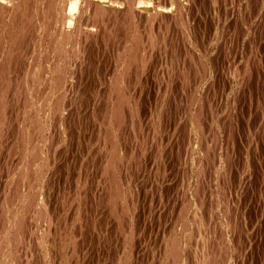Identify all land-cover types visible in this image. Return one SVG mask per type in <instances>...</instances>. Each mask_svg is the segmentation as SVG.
Segmentation results:
<instances>
[{
  "label": "rangeland",
  "instance_id": "obj_1",
  "mask_svg": "<svg viewBox=\"0 0 264 264\" xmlns=\"http://www.w3.org/2000/svg\"><path fill=\"white\" fill-rule=\"evenodd\" d=\"M171 1L141 2L155 10L172 7ZM179 1V12L174 9L173 15L158 16L153 23L134 16L132 25L123 13L109 16V23L105 16L93 42L86 39L69 59L67 84L48 103L51 107L62 97L65 118L58 125L56 115L47 120L42 147L50 162L40 176L32 171L41 187L36 197L39 203L46 201L41 209L46 207L48 217L38 222L34 208L26 207L30 186L23 179L11 211L26 216V235L15 255L0 264H264V0ZM12 12L19 15V10ZM88 12L93 13L87 7L81 12L80 19L87 20L81 25L94 21ZM8 18L0 25V61L13 54L0 80V203L2 194L8 196L15 188L20 170L15 163L22 158L20 130L30 121L21 107L22 84L16 83L36 52L35 47H13L15 31ZM127 33L145 35L140 36L146 38V44L141 39L142 52L146 50L140 55L146 59L122 82L131 103L120 130L113 128L109 106L115 88L122 85L119 81L117 86L115 75L117 58L131 45ZM117 189L125 192L113 216L108 203ZM71 236L75 242L67 240ZM174 241H181L182 249L176 262L170 256Z\"/></svg>",
  "mask_w": 264,
  "mask_h": 264
},
{
  "label": "bare ground",
  "instance_id": "obj_2",
  "mask_svg": "<svg viewBox=\"0 0 264 264\" xmlns=\"http://www.w3.org/2000/svg\"><path fill=\"white\" fill-rule=\"evenodd\" d=\"M124 0H0V25L2 24V22L4 21L5 18L9 17L8 19L10 20L9 22V26H11L14 31H15V41H14V45L13 47H15V49H22V47H35L33 48V52L34 50L36 52H34L33 54L30 52V54H32V56L29 58V61L25 67V77L21 78L22 81L17 82L21 83V89L19 88V90H22V92H20L21 94H24L23 96V105L22 110L26 111L27 117H29L28 119H30L29 121V125H27V127L25 126V131H21L20 130V134H21V147H19L20 149V153H18L19 156H22V158H17L16 159V163L19 165L20 170H18V175L16 178V185L15 188L13 189L12 194H9L8 196H6L5 194L3 195V199L0 203V259L2 256V259L0 261L3 262L4 260H7L10 258V256H12L13 254L15 255V253L17 252L18 249V242L20 240V237H24L26 234V226L25 224H27L25 217L21 214V213H17V212H13L12 210V205H15V196L16 194H20L21 193V189L23 188V184L26 182V184H29L30 186V194L29 197L26 198V202L28 201V204L26 207H32L34 208V210L37 212L36 214V221L40 222L41 220L45 219L44 217H48L47 214V209L46 207L43 208V210L41 209V207L45 204L43 203H39L38 202V198L36 197V195L38 194L37 189L41 188L40 187V183L35 185V181L37 179V175H35V173H33L32 171L37 172L38 174L41 173L45 167V163L50 162L49 161V157H46L43 151L42 146H44L43 143H45L44 140V136L42 132L43 130L45 131L44 126H46L47 124V120L51 117V115H56L58 118V123L60 124V121L62 119H64L65 117L63 116V113L61 112V107L62 104L64 103L61 97L60 98H56L55 103L51 106L48 107V103L49 100L58 96L57 93H61L62 94V90L64 89V84L65 81L68 79V76L71 75L69 74V72H67L68 67H69V59L72 57L73 54H76L79 52L80 48L82 47L81 45H83V43L86 41H88V38L91 40V38L94 36L93 34L97 32H99V30H102L99 28V23L101 22V20H103L105 18V16H113V17H117L118 14L123 13L125 15H123V17L125 16L126 20L128 23L132 22L130 21V19H133L134 16H138L139 18L146 19L148 21H151V23H153L154 21H156L155 19L158 18V16H161V18H163L162 16L168 17L169 15H173L174 13V9L177 10L176 12H179L181 10V8H183V5H181L179 0H175L174 3L171 1L172 7H167L169 5H165L166 7H161L160 4H152V6L154 5H158L160 6L159 8H155V10H151L148 6L147 3L141 2L142 0H126L125 4H127L126 6L123 5ZM148 2V1H147ZM161 3V1H160ZM168 3V2H167ZM67 4V8L65 7ZM188 4V3H186ZM164 6V5H163ZM89 11H92L93 13H89L93 15V20L94 21H88L91 23L86 22L87 24L85 25H81V22L84 19H80L81 17V12H83L84 9H86ZM153 8V7H152ZM188 8H186L187 11ZM15 10H19V15L17 16L15 13H13L12 11ZM183 12V11H182ZM180 12V13H182ZM79 14V15H78ZM167 15V16H166ZM186 15V14H184ZM85 16V15H84ZM121 16V15H119ZM175 16V15H174ZM173 16V17H174ZM178 16H180V14H178ZM88 17V14H87ZM172 17V18H173ZM177 17V15H176ZM120 17H118V20ZM138 18V19H139ZM175 18V17H174ZM173 18V19H174ZM107 21H109L110 23V17L106 18ZM124 19V20H125ZM129 19V21H128ZM159 19V18H158ZM157 19V20H158ZM168 19V18H167ZM171 19V20H173ZM177 20V18H175ZM105 20V19H104ZM117 20V19H116ZM123 20V18H122ZM123 20V21H124ZM170 20V18H169ZM180 20V19H179ZM87 21V20H86ZM115 21V20H114ZM160 21V20H159ZM158 21V22H159ZM165 21V20H164ZM168 21V20H167ZM174 21V20H173ZM104 22V21H103ZM119 22V21H118ZM116 22V23H118ZM135 22V21H133ZM132 22V25H134V23ZM140 22V21H139ZM146 22V21H145ZM7 23V22H6ZM106 23V20H105ZM121 23V22H119ZM117 24V28L118 25ZM136 23V22H135ZM143 23V22H142ZM141 23V25H142ZM178 23V22H177ZM5 24V22H4ZM38 24V25H37ZM131 24V23H130ZM130 24L129 27L131 26ZM160 24V22H159ZM176 24V23H175ZM16 25V26H15ZM37 25V26H36ZM101 25V23H100ZM104 25V24H103ZM115 25V24H114ZM137 25V24H136ZM168 25V23H167ZM178 25V24H177ZM184 25V24H183ZM113 26V25H112ZM124 26V25H122ZM144 26V25H143ZM142 26V27H143ZM151 27L152 24L148 25V27ZM101 27V26H100ZM106 27V25H105ZM104 27V28H105ZM110 27V26H109ZM109 27L107 29H109ZM127 26V28H129ZM134 27V26H133ZM137 26H135L134 28H136ZM147 26H145L146 28ZM154 27V24H153ZM170 27V26H169ZM7 28V27H6ZM5 28V29H6ZM103 28V27H102ZM113 28V27H112ZM115 28V26H114ZM115 28V29H117ZM120 28V26H119ZM118 28V29H119ZM133 28V29H134ZM159 28V26H158ZM161 28V26H160ZM111 29V28H110ZM114 29V31H115ZM126 30V28H124ZM139 29V28H138ZM144 29V28H143ZM148 29V28H147ZM146 29V30H147ZM3 30V29H2ZM137 30V29H136ZM144 30V31H146ZM151 30V28H150ZM155 30V29H154ZM152 29L153 32L154 31ZM108 31V30H107ZM106 31V32H107ZM110 31V30H109ZM112 31V30H111ZM128 31V29H127ZM139 31V30H138ZM143 31V33H144ZM159 31V29L157 30ZM164 31V30H163ZM8 32V31H7ZM113 32V31H112ZM119 32V31H118ZM121 32V31H120ZM119 32V34H120ZM134 32L135 29H134ZM142 33V30L140 31ZM139 32V34H140ZM147 32V31H146ZM149 32V33H150ZM155 32V31H154ZM4 33V32H3ZM40 33V35H39ZM131 33V32H130ZM133 33V32H132ZM156 33V32H155ZM110 33H108L107 35H109ZM126 34V33H123ZM128 34V33H127ZM136 34V33H135ZM7 35V34H6ZM9 35V34H8ZM104 36V33L101 32V36ZM129 35V34H128ZM127 35V36H128ZM144 35V34H142ZM140 35V36H142ZM38 36L40 37V40L38 38V40H36V38ZM123 36V35H122ZM130 36V35H129ZM128 36V37H129ZM140 36H135V35H131L128 39L129 43L131 45L124 47L123 49V53H120L121 55H119V57L117 59H119L120 62V66L119 69L117 70V73L115 75L116 80L115 83L117 84V86L119 85L118 82L121 81V83L125 82V77H129L130 71L131 69L135 72V70H139V66H141V63L143 62L144 57L143 55H140L142 52V48H141V43L145 41V35L143 36L144 40L141 42V38ZM152 36V35H151ZM6 37V36H5ZM110 37V36H109ZM124 37V36H123ZM148 37V36H147ZM126 38V40H127ZM149 38V37H148ZM151 38V37H150ZM149 38V40H150ZM156 38H158L156 36ZM2 39V38H1ZM9 39V38H6ZM103 39V37H102ZM37 41V45H36V41ZM93 40V39H92ZM91 40V41H92ZM116 40V39H115ZM123 40V44L125 41V38L122 39ZM157 40V39H155ZM168 40V39H167ZM170 40V39H169ZM11 42V40H9ZM90 41V42H91ZM97 41V40H95ZM99 41L101 42V40L99 39ZM120 41V40H118ZM151 41V40H150ZM1 45L4 44L3 40H0ZM6 42V41H5ZM9 42V43H10ZM89 42V43H90ZM93 42V41H92ZM154 41H151L150 43H152ZM3 43V44H2ZM13 43V42H12ZM32 43V44H31ZM145 43V42H144ZM7 44V43H6ZM86 44V43H85ZM109 44V43H108ZM114 44V43H113ZM146 44V43H145ZM32 45V46H31ZM91 45V44H90ZM119 45H121L119 43ZM143 45V44H142ZM162 45V44H161ZM11 47V44L9 45ZM86 46V45H84ZM122 46V45H121ZM124 46V45H123ZM147 46V45H145ZM148 46H150V44H148ZM154 46V45H153ZM157 46V45H156ZM3 47V46H2ZM90 47V46H89ZM104 47V46H103ZM110 47V46H109ZM116 47V46H115ZM152 47V46H151ZM5 48V47H4ZM48 48V49H47ZM85 47H83L84 49ZM120 48V47H119ZM123 48V47H122ZM144 48V47H143ZM2 49V48H1ZM87 49V48H86ZM154 49V48H152ZM3 50H7V49H3ZM121 50V49H120ZM118 50V51H120ZM146 49H143V52ZM150 50V48H149ZM148 50V52H149ZM14 51V50H13ZM4 52V51H3ZM8 52V51H7ZM82 52V51H81ZM142 52V53H143ZM152 52V51H151ZM19 53V51H18ZM84 53H85V49H84ZM15 54V53H14ZM117 54V53H116ZM146 54V53H144ZM149 54V53H148ZM5 55V52H4ZM3 55V56H4ZM13 55V54H12ZM12 55L10 56H4L7 59H9V61H6V58H3L1 60H4V62L0 61L2 64L0 65V80L2 78L3 72L6 71L7 69V64L8 62H12L11 60H13ZM17 55V54H16ZM25 57L27 55H24ZM77 56V55H75ZM88 56V55H87ZM17 57V56H16ZM21 57V56H20ZM148 58V57H147ZM6 59V60H5ZM16 59V58H15ZM73 59V58H71ZM19 60V59H18ZM23 60V59H22ZM150 60V59H149ZM189 60V59H188ZM204 61V60H203ZM7 62V63H6ZM79 62V61H78ZM82 62V61H81ZM117 62V60H116ZM13 63V62H12ZM9 63V64H12ZM23 62H21L22 64ZM144 63V62H143ZM23 65V64H22ZM14 66V65H13ZM114 66V65H113ZM12 67V66H11ZM23 68V67H22ZM21 69V68H20ZM10 70V69H9ZM114 70V69H113ZM18 71V70H17ZM70 71V70H69ZM12 72V70H11ZM15 71H13L14 73ZM24 72V71H23ZM23 72H22V77H23ZM71 72V71H70ZM197 72V71H196ZM8 73V72H7ZM6 73V74H7ZM12 73V74H13ZM68 73V75H67ZM109 73V72H108ZM115 73V72H114ZM5 74V75H6ZM11 74V73H10ZM17 75V74H16ZM127 75V76H126ZM131 75V74H130ZM135 75V74H134ZM243 75V74H242ZM12 76V75H11ZM110 76V75H109ZM4 77V76H3ZM15 77V76H14ZM20 77V75H19ZM79 77V76H78ZM131 77V76H130ZM10 78V77H9ZM124 78V79H123ZM136 78V77H135ZM141 78V77H140ZM139 78V79H140ZM6 79V78H5ZM12 79V78H11ZM111 79V77H110ZM129 79V78H128ZM133 79V78H131ZM129 79V80H131ZM1 80V81H2ZM114 80V79H113ZM8 81V80H7ZM6 81V82H7ZM14 81V80H13ZM13 81H11V83H13ZM16 81V80H15ZM14 81V82H15ZM5 82V81H4ZM34 82H37L38 87L40 88L37 91V87L33 85ZM132 82V81H131ZM130 82V83H131ZM10 83V84H11ZM126 83V82H125ZM129 83V86H130ZM3 84V83H2ZM7 84V83H6ZM4 84V85H6ZM128 84V83H127ZM9 85V84H7ZM12 85V84H11ZM71 85V84H70ZM121 85V84H120ZM119 85V86H120ZM122 85H124L122 83ZM122 85L120 86L123 90L116 89L115 88V92H111L112 94H114V100L112 102V106H109L111 108V114L113 115L112 119H113V128L114 126L116 128H121L120 126L122 125L121 120L125 119L124 114H126V112L124 113L125 109L127 110L128 108L126 107V104H130V97L128 95L127 92V85H124L122 87ZM14 86V84H13ZM12 86V87H13ZM19 86V85H18ZM17 86V87H18ZM69 86V85H68ZM142 86V85H141ZM70 87V86H69ZM131 87V86H130ZM2 88V87H1ZM7 88V87H6ZM11 88V87H10ZM14 88V87H13ZM4 89V88H3ZM113 89V88H112ZM163 89V88H162ZM6 90V89H5ZM16 90V89H15ZM18 90V89H17ZM125 90V91H124ZM3 92V90H1ZM13 91V89L11 90ZM8 89V92H11ZM112 91V90H111ZM36 93V94H34ZM142 93V92H141ZM161 93V92H160ZM20 94V95H21ZM77 94V93H76ZM140 94V92L138 93ZM18 95V94H16ZM15 93L14 96L16 97ZM1 96V95H0ZM20 97V96H19ZM22 97V96H21ZM66 97V96H65ZM161 97V96H160ZM109 98V97H108ZM134 98V97H133ZM64 99V98H63ZM158 99V98H157ZM112 100V99H111ZM134 100V99H133ZM8 101V100H7ZM141 101V99H140ZM10 102V101H9ZM135 102V101H134ZM5 103V102H4ZM61 103V104H60ZM106 103V102H105ZM164 103V102H163ZM139 104V103H138ZM51 105V104H50ZM64 106V105H63ZM141 106V105H140ZM16 107V106H15ZM55 107V108H54ZM167 107V106H166ZM165 107V108H166ZM2 105L0 106V114L2 111ZM48 108V109H47ZM63 108V107H62ZM108 108V107H107ZM109 108V109H110ZM136 108V107H135ZM131 110V109H130ZM140 110V108H139ZM156 110V109H155ZM97 111V110H96ZM198 111V110H197ZM206 111V110H205ZM20 113V112H19ZM133 113V112H132ZM196 113V112H195ZM23 114V115H24ZM58 114V115H57ZM129 115V113H127ZM13 115V114H12ZM16 115V114H15ZM97 115V114H96ZM146 115V114H145ZM53 116V117H54ZM105 116V115H104ZM131 116V115H130ZM129 116V117H130ZM24 117V116H23ZM132 118V117H131ZM1 119V118H0ZM21 119V118H20ZM25 119V118H24ZM27 119V118H26ZM55 119V118H54ZM92 120V119H91ZM136 120V119H135ZM190 120V119H189ZM26 121V120H25ZM57 121V120H56ZM127 121V120H126ZM132 121V120H131ZM6 122V121H5ZM14 122V120H13ZM19 122V121H18ZM32 122V123H31ZM62 122V121H61ZM123 122V121H122ZM198 122V121H197ZM196 123V122H195ZM161 124V123H160ZM123 126V125H122ZM11 127V126H10ZM18 127V126H17ZM32 127V128H29ZM70 127V126H69ZM106 127V126H105ZM204 127V126H203ZM20 128V127H18ZM115 128V129H116ZM111 129V128H110ZM198 129V128H197ZM24 130V128H23ZM112 130V129H111ZM121 130V129H120ZM136 130V129H135ZM162 130V129H161ZM18 131V130H17ZM114 131V129H113ZM111 132V131H109ZM135 132V131H134ZM101 133V132H100ZM214 133V132H213ZM58 134V133H57ZM111 134V133H110ZM18 135V134H15ZM108 135V134H106ZM105 135V137H106ZM122 135V134H121ZM214 135V134H213ZM13 136V135H12ZM49 136V135H48ZM113 136V135H112ZM15 137V136H14ZM18 137V136H17ZM107 138V137H106ZM14 139V138H13ZM133 139V138H132ZM53 140V139H52ZM108 140V139H107ZM18 141V140H17ZM50 142V141H49ZM17 144V143H16ZM115 144V143H114ZM31 145V146H29ZM116 145V144H115ZM114 145V146H115ZM122 145V144H121ZM1 146V145H0ZM3 146V145H2ZM113 146V145H112ZM120 147V146H119ZM110 148V147H109ZM112 148V154H110L109 156L111 157V166H115V162H116V157H117V152L115 150H117L116 146L115 147H111ZM114 148V149H113ZM48 149V148H47ZM119 149V148H118ZM8 151V150H7ZM119 151V150H118ZM3 152V151H2ZM6 152V150H5ZM47 152V151H45ZM51 153V152H49ZM59 153V152H58ZM91 155V154H90ZM194 155V154H193ZM13 156V155H12ZM108 156V155H107ZM124 156V155H123ZM132 156V155H131ZM92 157V156H91ZM98 157V156H97ZM10 158V157H9ZM115 158V160H114ZM119 159V158H118ZM12 160V159H11ZM53 160V159H52ZM124 160V159H123ZM200 160V159H199ZM119 161V160H118ZM107 163V162H106ZM50 164V163H49ZM59 164V163H58ZM95 164V163H94ZM118 164V163H117ZM48 165V164H47ZM99 165V164H98ZM13 166V165H12ZM44 166V167H43ZM118 166V165H117ZM126 166V165H125ZM124 166V167H125ZM127 167V166H126ZM16 168V167H15ZM131 168V167H130ZM110 169V167H109ZM112 169V168H111ZM110 169V170H111ZM227 169V168H226ZM48 170V169H47ZM71 170V169H70ZM84 170V169H83ZM106 170V169H105ZM230 170V169H229ZM15 171V170H14ZM112 173H115L113 170L111 171ZM188 172V171H187ZM108 173V171H107ZM134 173V172H132ZM17 174V173H16ZM15 174V175H16ZM72 174V173H71ZM40 176V174H39ZM115 176V175H114ZM188 176V175H187ZM219 176V175H218ZM113 177V174H112ZM1 178V177H0ZM39 178V177H38ZM6 179V178H5ZM23 179H26L25 182H22ZM41 179V178H40ZM119 179V178H118ZM116 179V180H118ZM113 180V179H112ZM113 181L114 183H116L117 181ZM132 180V179H131ZM38 181V179H37ZM81 181V180H80ZM119 181V180H118ZM14 182V181H13ZM22 182V183H21ZM42 182V181H41ZM104 182V181H103ZM120 182V181H119ZM111 183V182H110ZM118 183V182H117ZM116 183V184H117ZM114 184V185H116ZM112 186V183H111ZM118 186V185H117ZM121 186V185H120ZM28 187V186H25ZM49 187V186H48ZM56 187V186H55ZM115 187V186H114ZM112 188V187H111ZM121 187H119L120 189ZM44 189V188H43ZM46 189V188H45ZM113 189H116L113 188ZM111 189V190H113ZM117 189L115 192L112 191L113 195L110 196V200H109V208L111 210H109L112 214L113 212V216L117 209V201H119V203L122 201L123 197V191L124 190H119ZM124 189V188H123ZM201 189V188H200ZM11 190V189H10ZM40 190V189H39ZM43 192V191H42ZM125 192V191H124ZM7 193V192H6ZM14 193V194H13ZM23 194V192H22ZM27 194V193H26ZM43 194V193H42ZM126 195V194H125ZM22 196V195H21ZM40 196V195H39ZM54 197V196H53ZM126 197V196H125ZM18 198V197H17ZM25 198V197H24ZM131 198V197H130ZM19 199V198H18ZM43 200V199H42ZM129 200V197H128ZM131 200V199H130ZM40 201V200H39ZM50 201V200H49ZM52 201V200H51ZM196 201V200H195ZM15 204H14V203ZM41 202V201H40ZM132 202V201H131ZM207 202V201H206ZM209 202V201H208ZM24 203V202H22ZM121 204V203H120ZM46 205V204H45ZM203 205V204H202ZM124 206V205H123ZM121 208H124V207ZM134 206V205H133ZM38 207V208H36ZM208 207V206H207ZM14 208V207H13ZM120 208V207H119ZM61 209V208H60ZM198 209V208H197ZM201 209V208H200ZM18 210V209H17ZM30 210V209H29ZM29 210H26L29 211ZM33 210V211H34ZM123 210V209H122ZM122 210L120 209V211L122 212ZM206 210V209H205ZM209 210V209H207ZM32 211V212H33ZM119 211V210H117ZM126 212V215L128 213L127 209L124 210ZM210 211V210H209ZM24 212V211H23ZM121 212L119 214H121ZM186 212V211H185ZM197 212V211H196ZM35 213V212H34ZM123 213V212H122ZM53 214V213H52ZM80 214V213H79ZM125 214V213H124ZM29 215V213H28ZM27 215V216H28ZM31 215V214H30ZM29 215V216H30ZM125 215V216H126ZM117 216V215H116ZM120 216V215H119ZM211 216V215H210ZM110 217V216H109ZM189 217V216H188ZM79 218V216H78ZM126 218V217H125ZM124 218V219H125ZM178 218V217H177ZM210 218V217H209ZM30 220V219H29ZM46 220V219H45ZM49 220H51V218L49 217ZM231 220V218H230ZM57 221V220H56ZM95 221V220H94ZM121 221V220H120ZM33 222V221H32ZM114 222V221H113ZM37 223V222H36ZM35 223V224H36ZM64 223V222H63ZM127 223V222H126ZM33 224V223H32ZM59 224V223H58ZM121 224V223H120ZM200 224V222H199ZM213 224V223H212ZM65 225V224H64ZM79 225V224H78ZM196 225V224H195ZM52 226V225H51ZM70 226V225H69ZM134 226V225H133ZM177 226V225H176ZM199 226V225H198ZM65 228V227H64ZM184 228V227H183ZM30 230V229H29ZM87 230V229H86ZM180 230V229H179ZM66 231V229H65ZM64 231V232H65ZM69 231V230H68ZM67 231V232H68ZM64 232L62 234H64ZM174 232V231H173ZM179 232V231H178ZM35 233V232H34ZM177 233V232H175ZM25 234V235H24ZM32 234V233H31ZM73 234V233H72ZM120 234V233H119ZM171 234V233H170ZM173 234V233H172ZM182 234V233H181ZM227 234V233H226ZM65 235V234H64ZM177 235V234H176ZM63 236V235H62ZM66 236V235H65ZM73 236V235H72ZM71 236V238L69 237L67 240H75L73 239V237ZM86 236V234H85ZM179 237H181L179 235ZM178 237V239H179ZM183 237V236H182ZM130 238V237H129ZM173 238V237H172ZM193 238V237H192ZM203 238V237H202ZM226 238V237H225ZM26 239V238H25ZM63 239V238H61ZM66 239V237H65ZM176 239V237H175ZM177 239V240H178ZM213 239V238H212ZM169 240V239H168ZM43 241V240H42ZM170 241V240H169ZM168 241V242H169ZM186 241V240H185ZM32 242V241H31ZM75 242V241H74ZM174 241L173 244V249L170 252V256L172 257V260L176 262V260H179L180 254L182 249H180V245L181 241L176 242ZM57 243V242H56ZM167 243V242H166ZM186 243V242H185ZM20 244V243H19ZM73 244V242H72ZM170 244V243H168ZM167 244V245H168ZM227 244V242H226ZM30 245V244H29ZM22 246V245H21ZM40 246V245H39ZM77 245L75 244L74 247H76ZM183 246V245H182ZM224 246V245H223ZM30 247V246H29ZM35 247V246H34ZM58 247V246H57ZM62 247V246H61ZM78 247V246H77ZM165 247V246H164ZM21 248V247H20ZM201 248V247H200ZM225 248V247H224ZM223 248V249H224ZM227 248V247H226ZM23 249V248H22ZM21 249V250H22ZM168 249V248H167ZM33 250V248H32ZM185 250V249H184ZM168 251V250H167ZM15 252V253H14ZM21 252V251H20ZM19 252V253H20ZM41 253V252H40ZM161 253V252H160ZM168 253V252H167ZM8 255V256H7ZM40 255V254H39ZM125 255V254H124ZM185 255V254H184ZM72 257V256H71ZM127 257V256H126ZM231 257V256H230ZM16 256L11 259V261H15ZM128 258V257H127ZM170 258V257H169ZM169 258H167L169 260ZM76 259V258H75ZM119 259V258H118ZM126 259V258H125ZM182 259V258H181ZM224 259V258H223ZM128 260V259H127ZM19 261V260H18ZM17 261V262H18ZM30 261V260H29ZM28 261V262H29ZM32 261V260H31ZM132 261V260H131ZM167 261V260H166ZM183 261V260H182ZM21 262V261H19ZM169 262V261H168ZM15 263V262H14ZM13 263V264H14ZM23 263V262H22ZM33 263V262H32ZM128 263V262H127ZM126 263V264H127ZM167 264V263H166ZM183 264V263H182ZM206 264V263H205Z\"/></svg>",
  "mask_w": 264,
  "mask_h": 264
}]
</instances>
